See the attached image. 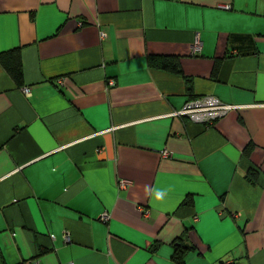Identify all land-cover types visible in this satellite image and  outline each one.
Listing matches in <instances>:
<instances>
[{
	"label": "crops",
	"instance_id": "0c3cea01",
	"mask_svg": "<svg viewBox=\"0 0 264 264\" xmlns=\"http://www.w3.org/2000/svg\"><path fill=\"white\" fill-rule=\"evenodd\" d=\"M14 48L0 264H176L177 244L183 264H264V0H0V52ZM206 95L236 108L208 127L174 114Z\"/></svg>",
	"mask_w": 264,
	"mask_h": 264
},
{
	"label": "built area",
	"instance_id": "2783aa9c",
	"mask_svg": "<svg viewBox=\"0 0 264 264\" xmlns=\"http://www.w3.org/2000/svg\"><path fill=\"white\" fill-rule=\"evenodd\" d=\"M224 8H229V6L226 5L224 6ZM99 35L101 38H104L106 36V33L104 31H100ZM201 50H202V41L198 33H196L193 36V40L191 44V54L198 55L200 54ZM106 82L107 85L109 86L114 85L113 79H107ZM20 90L25 95L29 93V87L23 86L21 87ZM234 108H236L235 105L222 103L215 96L206 95L187 101L183 105V107L180 110L174 112V114L185 116L188 120H191L195 123H199L203 126L208 127L213 125L214 121L225 116L229 111H231ZM161 154L165 156L168 153L164 150L162 151ZM117 185L119 189H126L129 185V181L122 179L117 183ZM141 214L143 215V217H147L148 211L141 208ZM108 219L109 216L106 212H103L99 217V220L103 222H107ZM63 238L65 240H68L67 232H64Z\"/></svg>",
	"mask_w": 264,
	"mask_h": 264
},
{
	"label": "trees",
	"instance_id": "16d2710c",
	"mask_svg": "<svg viewBox=\"0 0 264 264\" xmlns=\"http://www.w3.org/2000/svg\"><path fill=\"white\" fill-rule=\"evenodd\" d=\"M147 64L151 68L175 73L182 75L181 67H180V57L176 55H158L151 54L147 56ZM0 63L9 76L13 79L16 85L20 86L23 83V75H22V64L21 58L19 54V48H14L10 50H6L0 52ZM215 122V121H214ZM257 171L249 168L244 177L251 183L255 184L257 179ZM191 197L187 196L184 202L190 203ZM157 245H153L152 249H156ZM174 252L171 256V259L176 264H183V257L186 253V250L192 249V247H188L182 244H177L174 248ZM217 264H224V262L219 261ZM227 264H238L237 262H230Z\"/></svg>",
	"mask_w": 264,
	"mask_h": 264
},
{
	"label": "bare ground",
	"instance_id": "6f19581e",
	"mask_svg": "<svg viewBox=\"0 0 264 264\" xmlns=\"http://www.w3.org/2000/svg\"><path fill=\"white\" fill-rule=\"evenodd\" d=\"M192 100V99H191ZM190 101V100H189Z\"/></svg>",
	"mask_w": 264,
	"mask_h": 264
}]
</instances>
